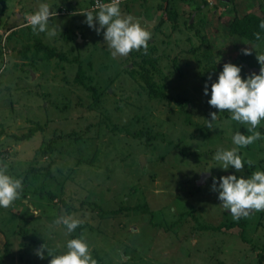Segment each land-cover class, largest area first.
Listing matches in <instances>:
<instances>
[{"label": "rangeland", "instance_id": "rangeland-1", "mask_svg": "<svg viewBox=\"0 0 264 264\" xmlns=\"http://www.w3.org/2000/svg\"><path fill=\"white\" fill-rule=\"evenodd\" d=\"M74 1L49 0L57 13L51 23L60 27L55 35L34 33L26 25V14L39 0H7L6 8L0 2V162L24 184L19 198L0 207V264H48L51 256L35 254L40 245L46 242L60 253L81 233L98 264H264L258 258L264 210L234 219L212 189L213 176L236 171L222 169L212 155L218 147H233V133L245 126L208 104L223 63L241 65L242 76L260 70L256 51L264 52V39L232 35L229 22L236 13H262L264 0H187L173 11L161 9L159 30L148 22L154 19L150 11L146 16L139 11V0L121 3L123 13L146 21L154 34L148 50L168 75L160 76L168 83L169 100L152 98L136 84L126 71L134 67L130 53L113 58L103 31L84 22V9L72 11ZM38 37L64 58L34 54ZM246 47L251 54H242ZM173 59L182 73L175 72ZM78 76L96 91L84 88ZM212 111L218 113L216 128L208 129ZM37 122L45 129L16 138ZM140 129H149L151 137L131 134ZM257 130L264 133V124ZM52 137L55 152L38 153ZM240 152L246 166L237 175L264 169V138ZM144 202L150 211L125 207ZM67 214L83 220L72 233L55 223ZM230 220L237 224L227 228ZM203 224L214 227L203 230Z\"/></svg>", "mask_w": 264, "mask_h": 264}, {"label": "clouds", "instance_id": "clouds-1", "mask_svg": "<svg viewBox=\"0 0 264 264\" xmlns=\"http://www.w3.org/2000/svg\"><path fill=\"white\" fill-rule=\"evenodd\" d=\"M85 14V23L98 34L103 31L104 42L113 58L127 56L133 50L147 52L153 33L149 30L146 21L125 14L121 9V0H95L93 9L80 11ZM57 15L49 0H39L38 8L26 14V25L34 33L44 32L55 35L59 25L51 23L50 17ZM51 25V26H50ZM259 29L254 33L257 40L264 39V19L259 21ZM252 49H241L242 54H251ZM260 64L259 72H251L244 76L242 66L233 62L223 63L218 77L211 83L208 104L219 110H227L233 121L244 125L246 131L236 130L232 135L233 147H218L211 159L216 161L222 169L234 168L236 171L219 177L213 176L212 189L218 192V199L225 210L230 211L234 219L249 215L252 210H264V169H257L250 175L243 173L246 163L240 149L258 139L264 138V133L257 130V126L264 124V52H257ZM211 79V77H209ZM209 93L208 82L203 89ZM217 112H210L211 119H206L208 129L216 128ZM251 166L252 161L248 160ZM23 177L12 175L6 163L0 162V207H9L20 197L24 184ZM38 215L36 209L32 210ZM56 224H62L67 233L74 232L83 220L75 214L61 215L56 218ZM47 250V251H45ZM37 256L44 258L51 256L48 264H98L93 256L91 246L81 233L66 241V250L55 253L47 243L36 249Z\"/></svg>", "mask_w": 264, "mask_h": 264}, {"label": "trees", "instance_id": "trees-1", "mask_svg": "<svg viewBox=\"0 0 264 264\" xmlns=\"http://www.w3.org/2000/svg\"><path fill=\"white\" fill-rule=\"evenodd\" d=\"M7 0H0V2L3 5V8H6ZM81 2V4H79ZM86 3H82V0H75L72 4L71 7H77V6H89L91 5V0H88ZM78 4V5H77ZM160 6H164V10L167 11H173L171 5L168 3H166V5H160ZM261 10L262 13H258L255 11H249L244 15H239V14H235L232 19L229 22V33L232 35H241L242 37H246L251 41L254 42H258L260 40H257L254 36V33L257 31H261L259 29V21L261 19H264V7L261 6ZM169 11V12H170ZM172 16V13H171ZM173 17V16H172ZM16 29H12V31L7 35L8 38H11L14 36ZM154 35V34H153ZM2 39V35L0 34V41ZM36 42L33 43V46L35 47V51L34 54H38V53H43V58L46 59H51L54 56H59L60 58H64V55L61 52H57L54 47H50L49 45L45 44L40 37L36 38ZM151 41V40H150ZM1 46V45H0ZM155 48V43L154 45H152ZM31 47V45H28L25 47V49L23 50V55L25 57L28 56L27 50ZM131 57H128V59H130L131 62H134V67L131 69L129 68V66H126V71L127 73L131 76V78H133V80L136 82V84H138V86L142 85L145 88H147L148 91H150V96L152 98H157V99H161V98H166V99H170L169 97V92H167V87H168V83H165V73H162V69L159 66L158 63V57H156L153 52L151 50H147V52H144L143 50H138V51H131L130 52ZM172 64L174 65V69L175 72H181L182 73V68L180 67L179 61L173 59L172 60ZM211 67L213 65H210ZM208 67V66H207ZM80 73H82V75L86 74V78L88 79H92V75L91 74H87L86 71H84V69H79ZM78 70V71H79ZM82 70V71H81ZM79 73V74H80ZM163 75V76H160ZM168 76V75H167ZM163 80L164 83H159L157 79ZM78 81L79 83L86 89H90V90H95V86L90 87V85L88 84V82L86 81V79L79 77L78 76ZM161 82V81H160ZM140 84V85H139ZM176 102H180V99L177 98L175 99ZM184 110V108H183ZM45 127L42 125V123L37 122L34 124L33 127L30 128V130L27 133H23L21 135H16V138L18 140H23L26 138H30L37 130H44ZM118 130H122V129H118ZM143 129L140 130H136L134 132H132L131 134L135 135V136H141L144 134V132L148 133V137H151V133L150 130H146V131H142ZM4 133V130L0 131V135ZM71 134V133H69ZM67 134V135H69ZM59 137H61L62 135L59 134ZM55 141H56V137H52L51 139H49L46 143H43V147H40L41 154H45V153H51V152H55V150L57 149L55 146ZM35 170L34 167H31L30 171ZM72 171V169H71ZM70 173V172H69ZM58 190L60 192H63V184L61 186L58 187ZM28 194L27 190L24 191L23 195L26 196ZM50 197L51 198H56V194L55 193H50ZM67 205V204H66ZM125 207H132V208H143L144 211H150V207L148 205L147 202H144L143 204H136L134 206H125ZM264 218V216H263ZM264 220V219H263ZM262 221V220H261ZM264 222V221H262ZM237 224V221H229L228 223H225V225H227V228H231L233 226H235ZM213 224L212 225H201V229L206 230V229H210L213 228ZM79 236V235H77ZM8 251L6 250L4 253H7ZM258 258H259V262L263 263L264 262V247L258 251Z\"/></svg>", "mask_w": 264, "mask_h": 264}, {"label": "crops", "instance_id": "crops-1", "mask_svg": "<svg viewBox=\"0 0 264 264\" xmlns=\"http://www.w3.org/2000/svg\"><path fill=\"white\" fill-rule=\"evenodd\" d=\"M185 1H187V0H174L173 1V3L171 2V0H139L138 2H139V7H138V9H139V11H141L142 12V15L143 14H145V16H146V13H144V12H146L147 10L148 11H150V13L152 14V16L156 19L154 22H152L151 24H156V30H159L160 28H162V26H163V23H164V21H163V18H161L163 15H161V13H160V11H161V9L163 8H165L164 6H160L161 4L162 5H166V3H168L169 2V4L171 5V7H175L176 5H178V7H179V5H183V7L184 6H186L185 4H184V2ZM163 2H165V3H163ZM78 5V4H77ZM158 5V6H157ZM73 9H72V11H76V10H81V9H90V7L89 6H81V7H77V8H75V7H72ZM137 9V10H138ZM64 10V11H63ZM61 11H63V12H65V13H67V12H69V11H67V8H65V7H63V9L61 10ZM71 11V10H70ZM237 14V13H236ZM235 15V14H234ZM142 20V19H141ZM23 28V27H22ZM22 28L21 29H19V30H22ZM28 29H31V27H29ZM248 39V38H247ZM46 44V43H45ZM47 45H49L50 46V44H47ZM60 52V51H59ZM42 55H43V53H42ZM46 59V58H45ZM230 221H235V220H230ZM228 223V222H227Z\"/></svg>", "mask_w": 264, "mask_h": 264}, {"label": "water", "instance_id": "water-1", "mask_svg": "<svg viewBox=\"0 0 264 264\" xmlns=\"http://www.w3.org/2000/svg\"><path fill=\"white\" fill-rule=\"evenodd\" d=\"M155 20H156V19L154 18L153 20H149L148 22H149V23H152V22H154ZM79 36H80V38H82L81 35H79ZM205 178H206V175L203 174L202 177H201V180H200L199 182H200V183H203L204 180H205Z\"/></svg>", "mask_w": 264, "mask_h": 264}, {"label": "built area", "instance_id": "built-area-1", "mask_svg": "<svg viewBox=\"0 0 264 264\" xmlns=\"http://www.w3.org/2000/svg\"><path fill=\"white\" fill-rule=\"evenodd\" d=\"M129 0H121V3L127 2ZM95 4V0H91L90 9H93V5ZM64 11V10H63Z\"/></svg>", "mask_w": 264, "mask_h": 264}, {"label": "flooded vegetation", "instance_id": "flooded-vegetation-1", "mask_svg": "<svg viewBox=\"0 0 264 264\" xmlns=\"http://www.w3.org/2000/svg\"><path fill=\"white\" fill-rule=\"evenodd\" d=\"M259 72V71H258Z\"/></svg>", "mask_w": 264, "mask_h": 264}]
</instances>
